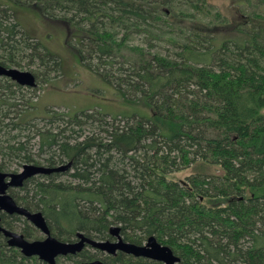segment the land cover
<instances>
[{
  "label": "trees",
  "instance_id": "16d2710c",
  "mask_svg": "<svg viewBox=\"0 0 264 264\" xmlns=\"http://www.w3.org/2000/svg\"><path fill=\"white\" fill-rule=\"evenodd\" d=\"M222 1L232 17L208 18L213 0H0V65L29 68L37 83L0 78V171L73 162L9 193L41 212L55 238L113 240L119 226L126 242L154 236L182 264H264V0ZM21 8L66 26L78 61L150 114L52 107L40 116L35 91L60 79L63 63L18 19ZM183 171V181L171 178ZM20 224L34 239L26 219L1 215L8 230ZM95 260L162 264L91 247L57 264ZM0 264L45 263L0 233Z\"/></svg>",
  "mask_w": 264,
  "mask_h": 264
},
{
  "label": "rangeland",
  "instance_id": "374dc122",
  "mask_svg": "<svg viewBox=\"0 0 264 264\" xmlns=\"http://www.w3.org/2000/svg\"><path fill=\"white\" fill-rule=\"evenodd\" d=\"M213 3L216 6L210 9L211 14L208 18H212L218 11H221L228 17H232L233 9L228 1L213 0ZM184 9L186 11L191 10L190 7H185ZM246 11L259 13V9L254 6L253 8H249L248 6ZM15 13L18 19L26 26L28 32L37 37L45 48L57 55L63 63V76L60 79L54 80L49 87L42 85L40 90L35 91V95L38 98L33 99L32 103L37 105V112L40 116H45L47 109L52 107L57 112L67 113L71 116L87 109H98L113 116L134 113L143 116L150 114L146 108H141L123 100L109 82L78 61L76 53L66 46V26L47 24L37 10L21 8L20 10H15ZM199 19H202V17H199ZM204 20L208 19L204 18ZM143 40V37L138 36L134 39L133 43L139 44ZM158 47L157 50L163 53H172L174 51L168 43L158 42ZM20 70L30 71L31 69L20 68ZM3 138L0 137L1 140ZM15 170L20 171L21 168H15ZM189 173L190 171L179 172L171 176V178L183 181ZM28 225L32 226L29 222ZM22 227L24 225L20 224L17 227H13V230L22 234ZM29 230L31 231L32 229ZM35 230V237L30 241L45 238L44 234L37 229ZM103 255L108 256L105 253Z\"/></svg>",
  "mask_w": 264,
  "mask_h": 264
},
{
  "label": "water",
  "instance_id": "95a60500",
  "mask_svg": "<svg viewBox=\"0 0 264 264\" xmlns=\"http://www.w3.org/2000/svg\"><path fill=\"white\" fill-rule=\"evenodd\" d=\"M3 77L24 88L33 89L37 86L35 76L29 71L6 68L0 65V78ZM72 166L73 162L53 168L27 164L18 173H3L0 171V212L25 218L35 229L45 235L42 240L30 241L23 234L8 230L0 225V233L7 239V244L10 247L19 250L26 258L37 257L45 264H57L59 258L76 256L87 247L113 257L122 253L162 264H182L180 258L169 247L161 244L154 236L150 237L143 245L126 242L121 236V227L119 226L110 228V235L113 240H95L78 232L74 242L61 241L51 234L47 221L41 212H31L27 208L19 206L14 198L8 194L10 188H21L25 182L33 177L64 173L71 170ZM83 264L107 263L102 260H95Z\"/></svg>",
  "mask_w": 264,
  "mask_h": 264
},
{
  "label": "flooded vegetation",
  "instance_id": "af4514ba",
  "mask_svg": "<svg viewBox=\"0 0 264 264\" xmlns=\"http://www.w3.org/2000/svg\"><path fill=\"white\" fill-rule=\"evenodd\" d=\"M3 78H5V77H3ZM35 165V164H34ZM40 166H45V165H40ZM60 166V165H59ZM46 167H48V166H46ZM23 168V167H22ZM22 168H21V170H22ZM20 170V171H21ZM20 171H10V172H3V173H18V172H20ZM2 172V171H1ZM65 173V172H64ZM39 176H43V175H39ZM44 176H47V175H44ZM37 177V176H36ZM22 188V187H21ZM21 188H10L9 190H8V194L10 193V191L11 190H15V191H18V190H20ZM15 200V199H14ZM18 204V203H17ZM19 205V204H18ZM19 206H21V207H23L22 205H19ZM3 214H5V215H8V214H6L5 212H0V218H1V215H3ZM8 216H14V215H8ZM1 221V220H0Z\"/></svg>",
  "mask_w": 264,
  "mask_h": 264
}]
</instances>
